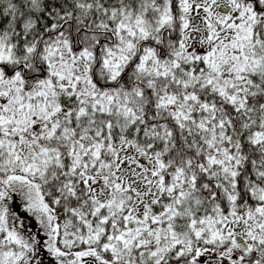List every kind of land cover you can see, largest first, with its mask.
Here are the masks:
<instances>
[{
    "label": "snow or ice",
    "instance_id": "6c2138e0",
    "mask_svg": "<svg viewBox=\"0 0 264 264\" xmlns=\"http://www.w3.org/2000/svg\"><path fill=\"white\" fill-rule=\"evenodd\" d=\"M0 264H264V0H0Z\"/></svg>",
    "mask_w": 264,
    "mask_h": 264
}]
</instances>
